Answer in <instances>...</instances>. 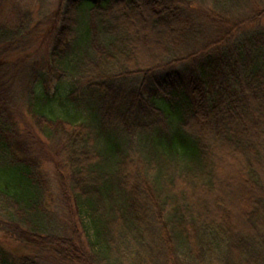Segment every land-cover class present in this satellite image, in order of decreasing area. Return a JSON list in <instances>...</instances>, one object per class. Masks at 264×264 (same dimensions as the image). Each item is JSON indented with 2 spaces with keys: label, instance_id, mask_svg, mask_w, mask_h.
Returning a JSON list of instances; mask_svg holds the SVG:
<instances>
[{
  "label": "trees",
  "instance_id": "1",
  "mask_svg": "<svg viewBox=\"0 0 264 264\" xmlns=\"http://www.w3.org/2000/svg\"><path fill=\"white\" fill-rule=\"evenodd\" d=\"M62 2L0 20V264H264V0Z\"/></svg>",
  "mask_w": 264,
  "mask_h": 264
},
{
  "label": "rangeland",
  "instance_id": "2",
  "mask_svg": "<svg viewBox=\"0 0 264 264\" xmlns=\"http://www.w3.org/2000/svg\"><path fill=\"white\" fill-rule=\"evenodd\" d=\"M59 3L61 5L64 4L62 0H0V20L6 21L7 23L12 22L15 19L17 20L15 9H29L30 11H32V19L30 20V30L33 32L35 31V34L32 33L34 40L32 41V43L28 44L30 46H33V53H31L30 55L31 63H35L33 61L41 59L45 54V42L43 43V36L44 33L48 30L49 22L45 21L46 23L44 24L43 20L47 18L48 21L52 18L54 19V17L57 16V11L60 9ZM261 23L262 25H264V19ZM63 82L64 81L59 82L57 80L49 81L48 90L50 91V93H63V90L65 88ZM22 102L23 101H20L19 103L23 105ZM21 108L24 110L21 111L22 113L18 112V114L23 116V120L26 124H20V131L26 132L24 130H30V132L36 136L35 143L40 144L42 142V148L45 149V156L49 154V149H51L53 153V144L45 140L40 135L36 124L33 118L30 117V115L28 114L27 109L23 107ZM47 157L49 156H46L45 158L42 157L41 170L44 176L46 177L47 181L49 182V185L53 188L51 189V193L48 195L47 199L49 200V206L51 207V209L55 210L58 205L57 192L55 191V187L53 186L56 185V172L54 169V162H51L50 158L46 159ZM0 247L15 258L21 257L28 253H32L33 251L31 248H27L25 246L15 243L7 237L4 231L1 230Z\"/></svg>",
  "mask_w": 264,
  "mask_h": 264
}]
</instances>
